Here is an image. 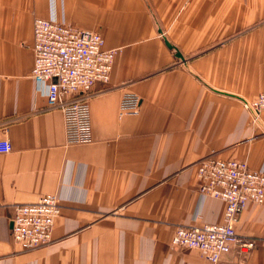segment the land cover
Masks as SVG:
<instances>
[{"label": "crops", "instance_id": "crops-1", "mask_svg": "<svg viewBox=\"0 0 264 264\" xmlns=\"http://www.w3.org/2000/svg\"><path fill=\"white\" fill-rule=\"evenodd\" d=\"M36 17L100 32L118 49L89 97L91 141H68L61 107L31 76ZM264 0H0V264H264V204L236 224L256 246L218 263L175 247L178 225L221 223L197 162L213 155L264 172ZM138 114H121L126 95ZM60 198L52 241L24 249L15 205Z\"/></svg>", "mask_w": 264, "mask_h": 264}, {"label": "built area", "instance_id": "built-area-1", "mask_svg": "<svg viewBox=\"0 0 264 264\" xmlns=\"http://www.w3.org/2000/svg\"><path fill=\"white\" fill-rule=\"evenodd\" d=\"M33 51L31 76L49 106L62 108L68 141H91L89 97L96 83L111 81L118 49H107L98 31L56 18L36 17ZM244 105L253 121L258 122L264 111V92ZM140 110L137 98L130 94L124 97L121 114H138ZM11 150L10 140H0V153ZM197 181L202 195L225 201L224 219L200 226L178 225L171 244L198 249L212 263L233 250L253 249L255 239L239 234L236 224L247 203L264 204V172L252 170L246 161L210 155L197 162ZM60 213V198L54 194L16 204L11 230L14 241L24 249L48 245Z\"/></svg>", "mask_w": 264, "mask_h": 264}]
</instances>
